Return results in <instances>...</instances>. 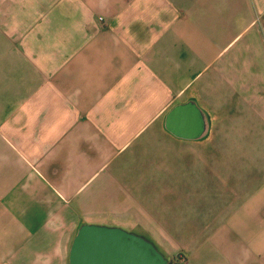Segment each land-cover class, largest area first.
Instances as JSON below:
<instances>
[{"label":"crops","instance_id":"0c3cea01","mask_svg":"<svg viewBox=\"0 0 264 264\" xmlns=\"http://www.w3.org/2000/svg\"><path fill=\"white\" fill-rule=\"evenodd\" d=\"M159 134L194 155L150 166ZM230 152L263 160L229 180ZM224 187L172 264H264V0H0V264H70L84 224L188 232Z\"/></svg>","mask_w":264,"mask_h":264},{"label":"rangeland","instance_id":"374dc122","mask_svg":"<svg viewBox=\"0 0 264 264\" xmlns=\"http://www.w3.org/2000/svg\"><path fill=\"white\" fill-rule=\"evenodd\" d=\"M241 139L242 138L230 137L224 141V144L228 147H232L233 149H235L238 146L241 147ZM151 142H152V147L150 151H148L146 154L147 155L146 161L149 164L152 163L154 164L150 166L158 167L156 165L157 163H162V164L167 162L174 163V162H178V160L181 157H183L184 159L185 155L187 156L194 155L193 152H189L190 149L189 147L186 146L187 145L186 143L175 140L164 134L161 135L159 134L158 136L154 137V139ZM230 155H232L231 162L230 161L225 162V164L220 165V167H223L225 169L222 168L223 171L222 170L219 171L220 176H223V178L229 180L231 179L230 175H232L230 172L231 168L235 167V171H238L241 174L243 170H246L244 168L247 167V165L258 166L261 163V160H263L262 155L260 154H257V158L252 159L250 162L249 161L245 162V160L240 158L242 156L240 152H236V153L230 152ZM154 170L155 173L158 174L159 172H161L162 168L159 169L155 168ZM171 172H172V176L178 175L177 168H172ZM228 187H224L223 188L224 191H219V193L213 192V194L208 195L207 199L204 200L202 203L195 201L192 202L193 206L196 205L195 203L202 205L200 210H196L193 208V211H190V209L188 208V214L190 213L191 215L193 214L192 217H188L187 219L185 216L179 218L177 216L176 218H174L175 225L179 223L178 220L180 219L181 221L180 224L182 229H184V231H186L189 222L191 225L189 226L188 232H171V233L160 232L156 234H150L151 236H149L146 233L129 231L128 229L130 228H126L127 230L126 229L125 230L143 236L144 238L150 240L167 259L170 255L172 256V254L173 256L176 255L177 258H180L182 254V250H184L185 247L192 245L196 238L200 237L204 232L208 231L216 221L220 212H222L223 209L227 208L231 204V202H233L232 199L234 198L235 195H237L236 193L237 190L233 192H227L226 190ZM240 188H243V186H235V189L240 190ZM171 205L174 204L172 203ZM175 228L178 227L176 226ZM176 253H178V255Z\"/></svg>","mask_w":264,"mask_h":264},{"label":"water","instance_id":"95a60500","mask_svg":"<svg viewBox=\"0 0 264 264\" xmlns=\"http://www.w3.org/2000/svg\"><path fill=\"white\" fill-rule=\"evenodd\" d=\"M70 264H170L143 236L121 227L84 224L70 251Z\"/></svg>","mask_w":264,"mask_h":264},{"label":"trees","instance_id":"16d2710c","mask_svg":"<svg viewBox=\"0 0 264 264\" xmlns=\"http://www.w3.org/2000/svg\"><path fill=\"white\" fill-rule=\"evenodd\" d=\"M169 261V260H168ZM170 262V264H172V262L171 261H169Z\"/></svg>","mask_w":264,"mask_h":264},{"label":"built area","instance_id":"2783aa9c","mask_svg":"<svg viewBox=\"0 0 264 264\" xmlns=\"http://www.w3.org/2000/svg\"><path fill=\"white\" fill-rule=\"evenodd\" d=\"M102 19V18H101Z\"/></svg>","mask_w":264,"mask_h":264}]
</instances>
